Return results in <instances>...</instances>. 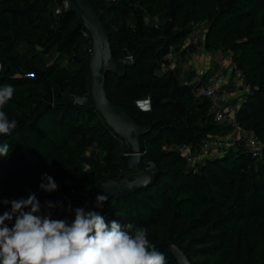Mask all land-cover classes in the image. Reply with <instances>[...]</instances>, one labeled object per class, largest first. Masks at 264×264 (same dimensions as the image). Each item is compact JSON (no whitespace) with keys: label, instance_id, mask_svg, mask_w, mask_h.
Returning a JSON list of instances; mask_svg holds the SVG:
<instances>
[{"label":"trees","instance_id":"16d2710c","mask_svg":"<svg viewBox=\"0 0 264 264\" xmlns=\"http://www.w3.org/2000/svg\"><path fill=\"white\" fill-rule=\"evenodd\" d=\"M91 1L115 57L135 61L122 77L108 74L110 99L137 123H153L141 141L161 169L154 184L109 200L104 216L145 227L156 246L177 244L191 264H264V158L234 147L207 157L197 170L189 167L180 146L199 150L202 138L228 135L231 128L216 123L210 101L196 97L176 74L159 73L164 53L194 22L207 21L205 48L233 52L250 87L237 116L264 146V0ZM62 3L0 0V86L16 90L3 111L17 121L0 136V144L11 146L0 158V198L34 192L41 205L62 201L52 218L70 220L69 203L87 209L104 182L135 171L127 168L124 140L95 107L45 106L55 91L64 98L90 89L92 36H85L79 13L58 12ZM44 173L57 191L39 189ZM9 209L0 206V213ZM167 264L179 263L167 258Z\"/></svg>","mask_w":264,"mask_h":264},{"label":"clouds","instance_id":"9594fccd","mask_svg":"<svg viewBox=\"0 0 264 264\" xmlns=\"http://www.w3.org/2000/svg\"><path fill=\"white\" fill-rule=\"evenodd\" d=\"M15 91L12 85L0 86V136L9 135L17 126L3 111ZM10 147L6 142L0 144V158L9 156ZM41 181L40 190H58L47 173ZM107 199L97 195L95 207L100 208ZM9 204L10 209L0 213V264H167V257L150 242L145 227L109 221L97 211H86L85 206L72 208L70 203L67 211L74 218L54 219L51 210L63 208V202L45 201L48 211H42L34 192L27 198H0V206ZM122 215L115 212V216Z\"/></svg>","mask_w":264,"mask_h":264},{"label":"water","instance_id":"95a60500","mask_svg":"<svg viewBox=\"0 0 264 264\" xmlns=\"http://www.w3.org/2000/svg\"><path fill=\"white\" fill-rule=\"evenodd\" d=\"M67 1L70 3V9L79 13V24L84 26L92 36L90 89L89 93L84 96L64 98H61L59 92L55 91L45 106L55 102L62 105L77 103L85 107H95L102 113L112 129L124 140L127 168L135 172L126 174L121 179L104 182L95 194L91 205L86 209V211L94 210L104 215L105 206L109 200L126 197L139 189L154 184L161 169L155 160L144 153L141 141L142 136L151 131L153 123L147 125L137 123L126 109L110 99L107 90L108 74L114 73L122 77L135 61L128 62L126 58L117 59L115 57L111 46L110 32L91 0ZM100 194L106 195L108 199L100 208H96V196ZM157 248L168 259L179 264H191L185 252L175 243H164L158 245Z\"/></svg>","mask_w":264,"mask_h":264},{"label":"built area","instance_id":"2783aa9c","mask_svg":"<svg viewBox=\"0 0 264 264\" xmlns=\"http://www.w3.org/2000/svg\"><path fill=\"white\" fill-rule=\"evenodd\" d=\"M62 1L58 12L70 8V3L67 0ZM145 20L147 23L150 22V17L147 16ZM207 30V21L194 22L186 37L164 53L160 60L159 73L176 74L182 85L191 88L196 97H205L210 101L209 111L213 120L231 128L228 138L231 148L242 147L252 157L264 158V146L258 134L254 129L242 126L237 116L239 105L234 102V88L240 85L247 86V81L242 68L233 60V52L227 51L231 58L230 66L221 64L211 74L203 69L198 70L195 66V59L200 54L202 47H205ZM85 36L89 37L91 33L88 31ZM230 79L234 80V84L229 83ZM147 102H149V98ZM213 146V139L204 137L201 139L199 150L184 144L179 147V151L187 165L197 170V166L204 162L207 158L206 153ZM42 211H48L44 205H42Z\"/></svg>","mask_w":264,"mask_h":264},{"label":"crops","instance_id":"0c3cea01","mask_svg":"<svg viewBox=\"0 0 264 264\" xmlns=\"http://www.w3.org/2000/svg\"><path fill=\"white\" fill-rule=\"evenodd\" d=\"M221 64H224L226 65L227 67L230 66L231 64V58L229 57L227 51H224V50H218V51H215V52H210L208 51L204 46L202 47V49L200 50V54L198 55V57L195 59V66L198 70H206L207 73L211 74L213 72V70L218 67L219 65ZM229 83H232L234 84V80L230 79ZM236 93V94H235ZM242 93L241 92H233V98H234V101L240 105L242 100L245 98H242L241 101L237 100L239 98V96H241ZM230 135V133H229ZM228 135H225V136H219L218 138H215L217 140H219V144L220 146H223L222 144V141H224L225 138H227ZM222 144V145H221ZM215 146H213V148L210 150V151H214V150H217L214 148ZM222 148V147H221ZM208 151L206 153L209 154ZM224 152H221V153H217V155L215 156H221L223 155ZM207 157H213V156H209L207 155Z\"/></svg>","mask_w":264,"mask_h":264},{"label":"rangeland","instance_id":"374dc122","mask_svg":"<svg viewBox=\"0 0 264 264\" xmlns=\"http://www.w3.org/2000/svg\"><path fill=\"white\" fill-rule=\"evenodd\" d=\"M241 92L242 93V95L241 96H239V98L237 99L238 101L240 100L241 101V99L242 98H244L245 97V95L247 94V93H249V91H250V87L247 85H240V86H237V87H235L234 88V92ZM236 94V93H235ZM235 102V101H234ZM236 103V102H235ZM231 132V131H230ZM229 138V134H228V136H227V138H225L224 139V141H222V143H223V146H220V144H219V140H217V139H213V141H214V148L215 149H217V150H214V151H210L209 152V154H207V155H209V156H215V155H217V153H221V152H225L226 150H228V149H230L232 146L230 145V143L228 142V139ZM222 145V144H221ZM222 147V148H221ZM213 148V147H212ZM211 150V149H210ZM206 155V156H207Z\"/></svg>","mask_w":264,"mask_h":264}]
</instances>
